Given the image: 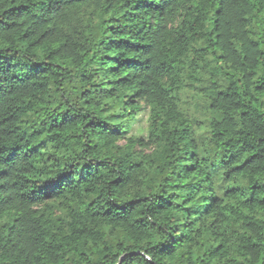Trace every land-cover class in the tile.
I'll return each mask as SVG.
<instances>
[{"label":"trees","instance_id":"16d2710c","mask_svg":"<svg viewBox=\"0 0 264 264\" xmlns=\"http://www.w3.org/2000/svg\"><path fill=\"white\" fill-rule=\"evenodd\" d=\"M0 264H264V0H0Z\"/></svg>","mask_w":264,"mask_h":264},{"label":"rangeland","instance_id":"374dc122","mask_svg":"<svg viewBox=\"0 0 264 264\" xmlns=\"http://www.w3.org/2000/svg\"><path fill=\"white\" fill-rule=\"evenodd\" d=\"M219 45L223 48H226L233 55L237 64H239V66H241L240 60L238 57L237 49H236L235 45L233 44V42L231 41L229 32L226 29H224L222 31V34H221L220 39H219ZM139 126H144V123L143 124L141 123Z\"/></svg>","mask_w":264,"mask_h":264}]
</instances>
